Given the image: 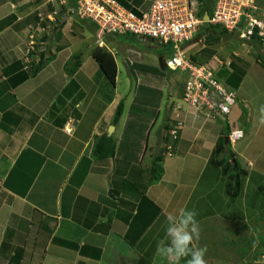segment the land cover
Segmentation results:
<instances>
[{"label": "crops", "instance_id": "crops-1", "mask_svg": "<svg viewBox=\"0 0 264 264\" xmlns=\"http://www.w3.org/2000/svg\"><path fill=\"white\" fill-rule=\"evenodd\" d=\"M117 1L141 14L155 0ZM52 2L59 0H0V264H166L156 255L157 243L165 236L166 217L179 208L191 210L189 204L194 199L203 204L205 214L214 208L210 200L214 186L226 181L231 183L232 191V182L237 181L234 175L240 176L244 154L252 152L253 157L264 153V144L259 147L254 140L260 138L264 142V125L253 122L247 111V103H255L253 110L259 113L260 106L241 91L249 75L255 81L264 78V68L261 71L254 67L264 65V53L258 49L259 54L252 56L248 52L238 57L228 41L229 49L223 48L220 55L222 41L206 42L208 28L214 26L202 24L197 28L184 45L185 56L191 63L210 69L225 86L218 76L224 70L223 78L227 63L228 68L233 63L243 70L237 89H230L227 84V89L236 94L230 114L206 118L203 111L184 106L186 79L180 81L178 76L166 73L171 72L163 64L167 57L155 54L149 44L164 46L169 53L168 46L132 36H101L94 30V24L78 20L67 3L63 12L57 7L64 17L46 46L50 60L36 75L23 78L29 74L23 60L28 36L35 32L39 35L38 42L42 41L36 31L38 13ZM256 5L255 16L264 24V0H256ZM198 44H201L199 54L194 55ZM96 46H104L116 62L113 87L121 74L118 63L121 61L130 79L128 94L132 93L129 95L132 98H122L124 93L115 90L111 94L108 88H103L104 79L109 81L91 56ZM83 52L87 56L83 57ZM75 56H80V66L69 75L65 67ZM214 60L224 65L215 67ZM39 76L43 77L38 84L31 83V79ZM168 86V95L173 100L171 103L165 100L164 123L152 144L161 148L171 145L172 155L166 152L169 156H162V176L149 183L155 158L152 156L147 170L143 161L151 128L160 116L164 99L161 92ZM148 95L153 100H145ZM120 101L124 110L113 124ZM177 121L181 129L173 139L170 131ZM68 123H73L70 134L64 129ZM226 125L229 134L242 130L244 136L235 143L224 142L228 136ZM104 135L112 138L115 154L96 158L95 141ZM239 147L243 153L236 151ZM197 157L203 165L194 174L189 167L196 168ZM191 159L196 161L191 163ZM183 175L196 178L192 183L184 182ZM244 178L243 184L247 186L254 178L264 184L259 167ZM238 184L242 186V181ZM190 186L199 187L200 195L194 197ZM255 190L262 187L259 185ZM261 207L258 211L264 212V206ZM220 216L224 218L222 211ZM246 218L238 213L232 217V222H236L232 234L235 240L230 239V243L233 247L239 244L242 249L237 252L230 246L217 261V255L208 256L207 250V264H264V236L257 234L258 242L251 246L255 240L247 241L243 224ZM201 241L200 236L199 247ZM181 264H186V260Z\"/></svg>", "mask_w": 264, "mask_h": 264}, {"label": "built area", "instance_id": "built-area-1", "mask_svg": "<svg viewBox=\"0 0 264 264\" xmlns=\"http://www.w3.org/2000/svg\"><path fill=\"white\" fill-rule=\"evenodd\" d=\"M255 2L214 0L210 13H204L206 19L198 15V0H155L149 10L141 14L122 7L117 0H74L69 11L78 19L93 23L101 36L129 34L139 40L152 39L161 45L170 46L171 55L164 59L163 64L166 69L186 76L183 100L190 108L203 111L206 118H216L230 114L236 103V94L228 90L210 69L191 63L185 56L184 45L202 24L236 33L244 40H250L254 31L258 37H264V24L255 16ZM67 3V0H59L61 6ZM47 19L55 22L50 16L43 17L42 13H38L36 31L41 34V39L48 35ZM34 33L28 36L27 55L35 45H44L43 40L38 42ZM218 65L224 64L214 60V66ZM72 126L73 123H68L64 128L67 134L71 133ZM175 126L170 131L173 139H176L181 129V123L177 121ZM234 132L229 134L231 143L239 139L233 135Z\"/></svg>", "mask_w": 264, "mask_h": 264}, {"label": "rangeland", "instance_id": "rangeland-1", "mask_svg": "<svg viewBox=\"0 0 264 264\" xmlns=\"http://www.w3.org/2000/svg\"><path fill=\"white\" fill-rule=\"evenodd\" d=\"M56 2H57V0H56ZM59 6H61V5L58 2L57 3L52 2V3H50V5H45V7L43 8L44 10L42 9L40 11V13H42L43 17L50 16L52 19L55 20V22L57 24L55 23V25L53 26L52 25V24H54L53 22H50L49 19L46 20L47 25L49 26L48 36L50 35L49 37L47 36L48 40L45 41L46 45H45V47H42L40 45H35L33 48V51H31L29 55L26 54V50L28 49V43H29V39H28L27 45H25L26 48H25L24 58H23L24 62L27 63L28 68H29L30 63L36 62L39 59V53L40 52L47 54V52H48L47 47H46L47 43L55 36L56 26L59 25L58 22L61 20L62 17H64V15H61L62 13L57 8ZM46 14H48V15H46ZM78 20H80V19H78ZM31 33H34V32H31ZM38 36H39L38 34L34 33L35 38ZM126 39L132 40L133 38L128 37ZM221 41H222V43L219 44L220 45L219 53H221L220 55H222L223 48H224V51L229 49V48H226L228 41H230L232 43V46H234V51L236 52L238 57H240V56L244 57V55H247L248 52L250 53L249 55L253 56L254 54H259V52H258L259 50H262V53H264V47H262V49L257 48L256 46L252 47L247 40L240 39L238 34L223 38ZM136 46L139 47V44H136ZM149 46L153 47V52L155 54L156 53H162L164 55V57H168L167 49L163 48L164 46H157L155 44L153 46L152 42L149 44ZM199 48H201V44H198L197 46H195L194 50L198 51ZM154 49H156V51ZM190 51H189V53H191ZM155 54H154V56L156 57ZM198 54H199V51L194 52V55H198ZM82 56L83 57L87 56V53L83 52ZM262 61L264 62V56H262ZM118 63H119V67L121 69V74L117 77L116 86L113 87V85L110 82H107V81L105 82V79H104V83H105L106 87H105V85H103V88H108L110 90L111 94L113 92H115V90H116V93H118V94L124 93V96H122V98L127 97V99H130L133 97V96H129V95H133L132 93L128 94V91L131 90L130 79L128 77V73L124 69V66L122 65L120 60ZM254 67H256L257 69L262 71V69L264 68V65L261 63L260 65H257V64L254 65ZM225 70L229 71L230 68H228L226 66ZM221 71H223V72H221L219 79L223 80V78H224V80H225L226 74L223 75V78H222L221 76H222V74H224V70H221ZM39 72H40V70H39ZM166 73H171V74H173V76H178L180 81L183 79H186L185 75L180 76L179 74H177L175 72H168V71ZM36 74H34V75H36ZM34 75H30V76H34ZM42 77L43 76H39L38 79L35 78V79H31L30 81L33 84H38L42 80ZM160 79L162 80L163 77L159 78V80ZM139 83H143V81H139ZM95 84H97V83H95ZM182 84H183V81H182ZM185 84H186V81L184 83V88H185ZM225 84L227 85V83H225ZM168 89H170L169 86L167 89H165L161 92L164 99L162 101V107L160 108L161 109L160 116H159L157 122L155 123V125H153V127L151 128V132H150V135L148 138V140H149L148 149H147V152L145 154L144 161H143V165L145 166L146 170L149 168L150 161L153 160L157 154H160V152L164 151L161 153L163 157H165L164 154H166V156H169L166 152L170 153V156L172 155V149L173 148L171 147V145H167L165 148H164V146H162V148H161L160 146H157L156 144H154V145L152 144V142L156 139L158 132L161 130V125L164 123L163 112H164L165 100H166V102L169 101L170 103L173 100V97L168 95L169 94ZM241 91H243V93H245L246 97L251 98V99H255L254 101L258 104V106H260V108H261V106H264V78L263 77L259 78L257 81H255L249 75L244 80L243 85L241 87ZM127 94H128V96H126ZM146 98H148V101L150 99L153 100V96H151V95L144 97L145 100H146ZM184 106L188 107V105H186V104ZM255 108H256L255 103H252V102L247 103L248 116H251V120L253 122L259 123L261 114L259 112L254 111L253 109H255ZM251 111H252V113H251ZM221 118H223V117H221ZM107 132H109V127L107 128ZM262 139L264 140V136L262 137ZM254 140H255V144L259 147H261L264 144V142H261L260 138H256ZM238 143H236L235 145L237 146ZM235 145H234V148L236 147ZM150 147H152V149H150ZM236 151L242 152L240 147ZM225 152H229V151L225 149ZM225 154H229V153H225ZM252 154H253L252 152L244 154L245 157L246 156L250 157L248 159H246L245 157H242V159H245V160L241 161L242 163L240 164L241 165L240 176L238 174L234 175V177L237 181H236V183L232 182L233 186H232L231 192L229 190V185L231 183H228L226 181L220 182L217 185L215 183V185H216V186H214L215 190L211 191V193H210V200L212 202H214V205H213L214 208L210 209L205 214H202V212H205L201 208V206H203V204L201 202H199L198 200H195V199L190 201L189 208L194 209L197 212L198 218L200 219L199 226H200V231H201L200 236H201V240H202L200 247L205 248L206 250L209 251L210 254H208V256H212L213 254L214 255L216 254L217 255V257L215 256L216 261L219 260L220 258H222L221 256L224 254L225 251L226 252L229 251L228 247H230V246H232V248H234L237 252H239L242 249V247L239 244H236L233 247V245L230 243V239L235 240L232 237V234L234 233V226L233 225L236 224V222H232L233 221L232 217L235 214L238 213L242 217H243V215H246V217H247L246 222H244L243 224L246 225L245 235H246L247 241L252 242V239L255 240L251 244V246L258 242V240H256L257 234H261L262 236H264V212L258 211V210H260V208H262L261 205L264 206V184H260V181L258 179H255V178L253 179V183L252 182L249 183V186L243 184V182H245L244 177L249 175L252 171H256L257 167L260 168V176L263 178L261 180L264 182V153H260V154L257 153L256 155L254 154L253 157H251L250 155H252ZM152 156H154V158ZM247 160L251 161V163L249 164ZM189 161L192 163V162H195L196 160L191 159ZM161 163H159V165H161ZM201 164L203 165V162H201L199 160V158L197 157L196 168H193L192 166L189 168L194 174H197V172H199V170H200V167H202ZM233 169H234V167H233ZM155 175H156V172H152V175L150 176V179H152V182L157 181V180H154L152 178ZM238 176H239V178H238ZM195 178H196L195 176L193 177V176L183 175V181L184 182H191L192 183ZM239 180L242 181V186H240L238 184ZM247 180H249V179H247ZM259 185H260V187H262V190L256 191L255 189ZM239 186H240V188H239ZM190 187L193 189L192 194L194 195V197L200 195V191H199L200 188L199 187H194V186H190ZM183 189L186 190V192H188V189H186V188H183ZM228 190H229V192H228ZM201 195H203V192L201 193ZM198 199H201V198H198ZM202 200H204V199H202ZM221 211L223 212L224 218H222L220 216ZM214 215H219V216L214 217V218H210L211 216H214ZM229 218H230V221L226 220ZM211 223H214L215 226H212ZM236 226L239 227L240 225H236ZM253 229H255L254 232H253ZM110 250L112 251V253H114L115 249L111 248ZM223 256H225V255H223ZM122 258H121V260H122ZM236 258L240 259L239 256Z\"/></svg>", "mask_w": 264, "mask_h": 264}, {"label": "trees", "instance_id": "trees-1", "mask_svg": "<svg viewBox=\"0 0 264 264\" xmlns=\"http://www.w3.org/2000/svg\"><path fill=\"white\" fill-rule=\"evenodd\" d=\"M67 1H68L70 6L74 5V0H67ZM198 1L200 3L199 14H198L199 17H201L202 14H204V13L209 14L213 5H214V0H198ZM255 5H256V2H255ZM256 7H257V5H256ZM59 8H60V11H62V12L65 10V7L63 5L59 6ZM257 12H258V7L256 8L255 14ZM58 29L59 28L57 25L56 29H55L56 32H58ZM94 30H97L96 26H95ZM208 31H209V35L206 38V42L208 44L219 43L221 41V39L226 38V37H228V35L233 34V33H228L225 29H221L219 27L208 28ZM122 36H131V35L127 34V35H122ZM122 36H115L113 38H118V37H122ZM132 37H134V36H132ZM46 38H47V36H43L42 40L45 41ZM150 40H152V39H150ZM247 41L250 44L261 46L260 49H262V43L264 42V37H258L256 31H254V34L252 35L251 39L247 40ZM170 55H171V48L169 46L168 57ZM50 56L51 55H47L46 53L40 52L39 53V60L37 62L30 63L29 68H28L29 74L21 72L22 74H26V75H23L22 77L25 78V77H27V75H34L37 72H39V70H41V68L50 60ZM91 56L94 59V61L96 62V64L98 65L101 72L105 75L107 80L112 85H114L115 77L117 74V66H116V62H115L113 56L111 55V53L104 46H102V47L96 46L92 50ZM234 59L236 60L237 57H235ZM79 66H80V56H75L74 58L70 59L67 62L65 68H66V71L68 72V74L70 75V74L74 73L75 70ZM229 68H230L229 71H225L226 78H225V80L223 78V81H224V83H227L229 85L230 89L234 90V89L238 88V84L240 83L241 77L243 76V70L241 69V67H238L233 63L230 65ZM123 110H124V103H123V101H120L117 104L116 109H115V113L113 115V124L118 122V120L120 119V117L123 113ZM167 126H166V128H168ZM226 130H227L226 135H229V127L227 125H226ZM178 133H179V131H178ZM162 152H160V154H158V156L155 157L153 165L151 167L152 171H149L150 176L152 175L151 172H156V175L152 178L154 180H157V181L161 178L162 172H163L161 165H159V163L162 162V154H161ZM93 153H94V156L96 158H100V159L112 157L115 154V146H114V142H113L112 138L106 137L105 135L100 137V138H97L95 141V144H94ZM237 166L239 168V165H237ZM150 182H152V179H150L149 183Z\"/></svg>", "mask_w": 264, "mask_h": 264}, {"label": "clouds", "instance_id": "clouds-1", "mask_svg": "<svg viewBox=\"0 0 264 264\" xmlns=\"http://www.w3.org/2000/svg\"><path fill=\"white\" fill-rule=\"evenodd\" d=\"M259 111L261 113L259 122L264 125V106H261ZM233 135L241 139L244 133L242 130H236ZM196 217L197 212L187 208H179L166 217L165 236L156 247V255L166 264H181L182 260H186V264H207L205 259L207 250L198 245L200 226Z\"/></svg>", "mask_w": 264, "mask_h": 264}, {"label": "water", "instance_id": "water-1", "mask_svg": "<svg viewBox=\"0 0 264 264\" xmlns=\"http://www.w3.org/2000/svg\"><path fill=\"white\" fill-rule=\"evenodd\" d=\"M206 18H207V15H205L204 19H206ZM110 128H112V127H110ZM227 140H228V136L225 137L224 142H227Z\"/></svg>", "mask_w": 264, "mask_h": 264}]
</instances>
